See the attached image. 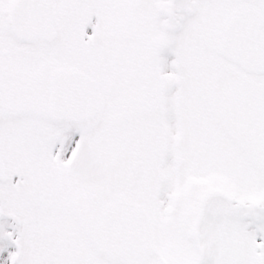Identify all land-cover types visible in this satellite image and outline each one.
I'll return each instance as SVG.
<instances>
[{"label":"snow or ice","instance_id":"snow-or-ice-1","mask_svg":"<svg viewBox=\"0 0 264 264\" xmlns=\"http://www.w3.org/2000/svg\"><path fill=\"white\" fill-rule=\"evenodd\" d=\"M0 264H264V0H0Z\"/></svg>","mask_w":264,"mask_h":264}]
</instances>
